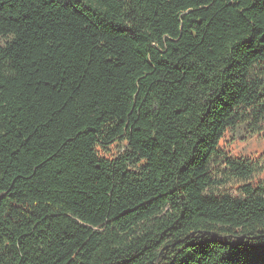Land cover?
Returning a JSON list of instances; mask_svg holds the SVG:
<instances>
[{"label": "trees", "instance_id": "1", "mask_svg": "<svg viewBox=\"0 0 264 264\" xmlns=\"http://www.w3.org/2000/svg\"><path fill=\"white\" fill-rule=\"evenodd\" d=\"M262 133L264 0H0V264H264Z\"/></svg>", "mask_w": 264, "mask_h": 264}, {"label": "rangeland", "instance_id": "2", "mask_svg": "<svg viewBox=\"0 0 264 264\" xmlns=\"http://www.w3.org/2000/svg\"><path fill=\"white\" fill-rule=\"evenodd\" d=\"M227 145L231 154L235 156H247L256 159L264 152V133L253 135L248 137L246 140H230L227 142ZM260 178L264 179V173L260 176ZM215 196H230L237 200L244 198V195L238 186L232 183L219 187Z\"/></svg>", "mask_w": 264, "mask_h": 264}]
</instances>
